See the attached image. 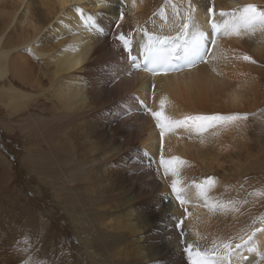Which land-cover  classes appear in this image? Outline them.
<instances>
[{"label": "bare ground", "instance_id": "1", "mask_svg": "<svg viewBox=\"0 0 264 264\" xmlns=\"http://www.w3.org/2000/svg\"><path fill=\"white\" fill-rule=\"evenodd\" d=\"M27 1L0 0V112L10 123L0 124L10 133L18 126L43 138L42 120L47 119V175L42 174L64 205L80 212L73 220L92 264H190L188 245L215 252L210 264H264V206H251L240 222L237 188L226 185L229 190L221 191L219 185L220 180L236 181L219 179L216 185L210 177L209 183L201 169L193 168L197 160L204 173L214 172L227 158H220L226 141L233 147L242 142L236 139L242 133L239 116L246 107L253 113V104L264 105L257 84L264 69V27L241 28L239 35L225 32L244 6L264 11V0H39L46 10L42 19L36 15L40 22ZM16 15L32 33L16 34ZM210 15L221 31L205 62L177 75L148 76L129 69L117 42L120 35H130L137 51H142L139 43L148 48L160 38L190 44L194 34L210 37ZM46 25L47 42L31 48V55L19 52ZM42 85H47V115L37 116ZM134 95L149 100L150 113L140 111ZM44 101L39 103L45 107ZM156 112L185 123L161 135ZM205 148L213 154L208 156ZM26 150V160L35 163L34 148ZM173 158L184 161L174 174L162 163ZM178 194L185 203L176 202L173 195ZM12 223L7 226L14 230L17 223ZM11 241H0V264L19 259ZM226 243L232 245L229 252L223 250Z\"/></svg>", "mask_w": 264, "mask_h": 264}, {"label": "rangeland", "instance_id": "2", "mask_svg": "<svg viewBox=\"0 0 264 264\" xmlns=\"http://www.w3.org/2000/svg\"><path fill=\"white\" fill-rule=\"evenodd\" d=\"M29 2L31 6L34 5L33 7L30 6V14L33 19L38 20L36 15L39 17L45 15V7L39 4V0H32V2L29 0ZM22 9L23 5L18 10L19 13H22ZM17 15L20 17V14ZM17 15L13 24L15 25L17 22L18 25L11 24L7 30L9 31L14 26L17 35L22 36V34L32 33L33 30L30 26L17 21L19 20ZM34 16L37 18H34ZM32 38L33 36L30 37L32 40L30 43L34 45L29 43L31 47L26 44L23 48L21 47L22 49H18L19 52L22 51L31 55L33 50L31 48L40 47V41L47 42V25L37 34L36 38ZM34 73V71L30 72V75L35 76L36 73L35 75ZM46 76H43L45 81H47ZM257 84L260 93L264 94V69L259 72ZM0 85H2L1 82ZM19 87L20 90H25L28 94L36 93L35 89ZM41 88L42 96L38 99L40 102L41 99L44 101L47 97V85H42ZM38 100H35V104L42 106V108L38 110L35 107L37 116L47 115V98L44 101L46 103L45 107ZM261 100L263 101L264 98ZM253 105L252 111L256 108V112L249 113L251 107H249L250 110L246 107L247 113L239 116L242 118L239 126L242 132L241 135L244 134V137L241 138V135H238L236 139L242 142H237V147L234 146V149L233 145L230 146L231 143L226 141L228 148H225V146L224 151L227 149L228 152H223L224 154L220 158H227L220 159L219 166L215 167L216 171L213 168L214 172L204 173L205 168L197 160L195 163H198V166L195 163L193 165V168L201 169V173L197 171L199 169H196V171L200 175H204V179H210V177L214 180L217 179L215 180L217 181L216 185L219 179L236 181L229 184L220 180L219 185L223 188L221 191H225L231 185L237 188L240 195L237 197L236 209L240 222L248 216V208L251 206L255 208L264 206V119H261L260 116L259 107L261 105L258 107L255 104ZM33 106L35 105H32V109H34ZM261 108L264 109V105ZM1 109L2 105L0 104ZM38 111H41V114ZM23 115L18 116L17 119L25 118L26 115ZM7 118L8 116L4 111L0 112V120L7 121ZM29 120L31 121V119ZM42 123L41 126L45 134L43 138L34 135V133L32 134V132H23L18 126H15L13 133H10L0 124V231H6L5 234L0 233V241L12 240L11 243L14 245L16 253L18 252L17 259L19 258L14 264H92V258L87 256L90 250L84 247V242L79 239V227L74 221L75 214L80 212L73 211L70 204L64 205L55 190V185L45 176L47 175V119L42 120ZM238 137L240 138L238 139ZM6 145L9 147L6 148ZM29 146L34 148L31 158L36 160L35 163L26 160L28 157L26 148ZM204 151L209 152L208 156L213 154L210 153L209 149L205 148ZM188 163L187 161L186 166H188ZM189 164V166L192 165L191 162ZM213 175H215L214 178ZM226 185L228 186L226 187ZM228 188L226 191L229 190ZM223 195L228 198L225 194ZM224 196L223 199L226 200ZM257 197L259 198L257 199ZM163 200L168 202L169 198L165 196ZM250 202H252V205H250ZM243 203H245L246 209ZM86 212L89 213V209H86L84 213ZM12 221L17 223L14 230L9 229L7 226L8 223L14 224ZM14 241L16 242L13 243Z\"/></svg>", "mask_w": 264, "mask_h": 264}, {"label": "snow or ice", "instance_id": "3", "mask_svg": "<svg viewBox=\"0 0 264 264\" xmlns=\"http://www.w3.org/2000/svg\"><path fill=\"white\" fill-rule=\"evenodd\" d=\"M210 12H213V9H209ZM221 15H225V13L221 12ZM259 25L260 27H264V11H260L256 8L254 5H247L244 6L243 9L240 12V15L236 18L234 23L232 25H228L225 27V32L227 34H236L239 35L241 28H251L254 26ZM188 25H185L187 27ZM120 41H122L125 45V47H129L130 42L125 38L124 35H120L118 37ZM167 38H165L166 40ZM203 36L201 35L196 41H195V47L193 48V55H199L200 54V48L203 47L202 44ZM214 44L215 42L212 41ZM130 50V49H129ZM157 49L155 48H149V54L153 61H159L160 57L157 55ZM245 60H251V57L245 56ZM164 71H167L168 69H163ZM153 71H156V69H153ZM164 101L161 100V106L163 107ZM153 116L158 120L159 124L158 126L162 129L161 135H163V131L165 129H170L173 124L179 126L185 123V121H171L166 116H164L161 112L153 113ZM238 117H228L227 119L234 120ZM187 119H194V120H207V119H222L220 117H195V118H186ZM164 163L165 167L167 169H171L173 171V174L175 173L176 166L178 164H183L184 161L180 160L179 158H173L169 161H162ZM209 183H212L211 179L208 181ZM173 191L178 192L176 183H173L172 185ZM177 199L180 200V202L183 204L184 201L181 199L180 195H177ZM223 250L225 252H229L232 245L230 244H224ZM239 247V246H237ZM188 252L190 264H210L209 261V254L207 252L201 251L199 249H193L192 245H188V248L186 249Z\"/></svg>", "mask_w": 264, "mask_h": 264}]
</instances>
